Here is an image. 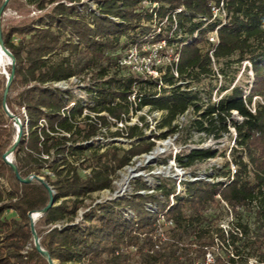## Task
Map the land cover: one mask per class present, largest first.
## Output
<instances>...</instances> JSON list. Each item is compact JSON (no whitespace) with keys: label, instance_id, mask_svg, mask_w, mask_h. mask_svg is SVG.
<instances>
[{"label":"trees","instance_id":"trees-1","mask_svg":"<svg viewBox=\"0 0 264 264\" xmlns=\"http://www.w3.org/2000/svg\"><path fill=\"white\" fill-rule=\"evenodd\" d=\"M81 1L24 0L34 11H44L39 24L22 20L1 28L3 45L15 64L5 99L6 80L0 75V264H48L33 245L28 217L45 208L48 190L36 180L19 182L4 162L3 154L11 147L16 130L3 102L20 122L27 123L26 135L12 154L20 177H43L55 192V204L36 220L48 229L41 235L34 228L42 250L58 264H248L250 258L264 264V102L252 106L254 98L264 96V0H103L98 14L89 12V20L69 13ZM149 3L157 6L149 8ZM141 21L166 23V33L160 25L152 43L160 46L164 41L165 49L177 55V62L173 57L158 78L130 71L120 64L126 49L116 52L122 37ZM213 32L215 41L207 38ZM204 43L209 45L205 52L200 47ZM52 55L58 58L52 61ZM232 56L238 65L250 63L249 94L243 96L239 87H233L216 102L210 95L202 102L199 90L189 89L190 83L214 75L211 63L229 62ZM77 74L90 75L97 101L90 108L94 116L85 114L80 120H76L84 111L80 102L67 110L59 94L47 88ZM17 83L22 87L12 95ZM132 106L162 112L156 127L165 130L144 139L142 125L125 124L115 137L138 139L130 148L113 145L86 155L91 148L83 144L110 121L127 122ZM16 108L24 109L25 116ZM190 109L197 116L192 122L194 130L205 137L220 141L233 132V143L227 148L230 160L219 172L223 181L187 182L182 195L160 186L163 202L137 193L148 187L135 181L130 198L98 204L85 212L84 222L90 223L86 228L74 223L86 196L111 189L112 176L133 157L149 154L155 138L180 133L174 120ZM139 119V123L145 120L143 116ZM217 155L218 150L210 148L190 149L187 154H175L174 160L180 167H190ZM52 156L59 161L49 166ZM88 161L91 165L85 166ZM86 168L89 172L81 175ZM148 201L155 202L156 213L145 209ZM123 206L134 209L136 220L119 217L117 209ZM221 208L235 219L227 229L219 225L218 214L211 212ZM241 211L252 212V229L241 222ZM158 214H163V221ZM206 256L211 257L209 262Z\"/></svg>","mask_w":264,"mask_h":264},{"label":"rangeland","instance_id":"rangeland-1","mask_svg":"<svg viewBox=\"0 0 264 264\" xmlns=\"http://www.w3.org/2000/svg\"><path fill=\"white\" fill-rule=\"evenodd\" d=\"M102 2L103 0H82L80 3L74 4L70 7L69 13L75 18L89 20V12L98 14V7ZM155 6H157V3H149L148 5L149 8ZM7 7L8 9L3 14L1 21V26L3 25L5 27L22 20H32L36 24H39V18L44 14V11L37 12L34 11L32 7L25 5L24 0H9ZM219 17L222 18V22H224L222 13L219 14ZM113 19L115 23L119 22L117 17ZM160 25L162 33H166L168 25L164 22L157 24L156 22L141 21L138 27L129 29L127 34L122 37L116 47V52H124V49H126L125 53H122V55L125 56L128 48H137L141 56H145L146 59L152 57L151 62L154 63L156 68L160 71L158 72V76H160L165 70V67L170 64L174 57L172 51L170 49L166 50L164 47L165 44H162V42L160 43L162 46L161 48L158 43H152V36L158 33ZM146 28H151V30H155V32L146 33ZM66 34L68 37L70 36L73 42H77V39L70 35L69 32H66ZM215 37V32L207 34L209 40L215 39ZM14 40L16 41L17 39ZM200 47L203 52L209 49V45L206 43L201 44ZM64 54L68 55V53ZM57 58L58 55H52L50 57L52 61ZM235 60L236 56H232L229 62L221 60L219 63H215L213 61L211 67L214 71V75L202 79L199 83H190L189 89L194 91L199 90L198 97L202 98V102L204 103L207 102L208 95L211 96V101L216 102L222 96L228 94L233 87H239L243 92V96H247L253 81V72L248 61H243L238 65ZM11 63L12 61L8 56L0 59V75L2 77H4L2 75L4 72L8 73L7 70ZM89 76V74H77L67 81L55 82L47 86L48 89L57 92L63 99L64 103H66V106H64L65 109L69 110L74 102L78 101L81 103L84 107L83 115L77 117L76 120H80L85 114L93 117L94 113L90 111V108L97 106V101L93 93L94 84L89 80ZM180 83L181 82L178 81L177 84ZM21 87L22 86L19 83L15 84L12 88V95L17 94ZM163 87L169 88L165 85ZM158 89L159 86L156 87V90ZM132 98L133 96L131 99ZM257 101L264 102V96L254 98L252 106H254ZM16 110L18 111V114H25L24 109L19 110L16 108ZM162 114L163 113L159 111H149L148 108L135 110V106H132V109H130L128 115L125 117L127 120L126 125L134 123H137L140 126L142 125L145 134L144 139H149L150 134L153 133L156 136L161 131L165 130V128L158 130L156 127L162 119ZM141 116H143L145 120L144 122L139 123V117ZM196 118L197 116L192 109L178 116L174 120V124L178 125L182 131L165 139L155 138L154 149L149 154H142L133 157L127 166L117 171V173L112 176L111 189L95 192L86 196L83 202V207L78 210L74 223L86 228L90 223L84 222L83 214L85 212L90 211L92 208H97L96 206L98 204L106 205L111 202L130 198V196L135 193V181H143L148 187L147 190H140L137 193L142 195H152L153 198L161 200L162 202L164 199L159 190L160 186L165 187L168 190L174 188V195H182L186 190L185 184L187 182L205 180L217 183L223 181L225 178L222 177L219 172L223 171L225 164L230 160L229 150L227 148L233 143V132H231L230 136H226L220 141L207 138L204 134L198 133L194 130L192 122ZM124 125L125 123L121 125L115 121H110L108 127L101 128L99 133L91 141L83 144L84 147L91 148L90 150H87L86 155L92 150L103 151L107 147L113 145L123 149L130 148L132 144L138 141V139L129 140L124 137H115V133L120 129H123ZM21 126L22 135H26V120L21 122ZM11 127L16 130L13 122ZM153 138L150 140H153ZM208 148L218 150V155L214 158L197 162L190 167H180L176 160H174V155L177 153L184 155L187 154L190 149ZM221 152H224L225 155H220ZM58 161L59 157L52 156L49 159L48 165L52 166ZM88 165L90 166L91 162L88 161V163L85 164V166ZM89 170V168H86L81 170L80 173L81 175H84L87 174ZM1 184L7 188L5 181H1ZM169 201L172 203L174 202L172 196L169 197ZM144 207L148 212H157L155 202L153 201L146 202ZM117 210L119 212V217L123 221L136 220V213L132 207L123 206ZM211 212L218 214L219 225H229V223L235 222L234 216H232L230 212H227L225 208ZM38 218L39 217L35 216L34 220L36 221ZM240 219L241 222L247 223L251 229L254 227L253 214L251 211H241ZM48 227L49 226L42 221L35 222V228L41 235L44 234ZM54 262L55 264H58L57 261ZM248 264H255V258H250Z\"/></svg>","mask_w":264,"mask_h":264},{"label":"water","instance_id":"water-1","mask_svg":"<svg viewBox=\"0 0 264 264\" xmlns=\"http://www.w3.org/2000/svg\"><path fill=\"white\" fill-rule=\"evenodd\" d=\"M9 0H3V3L1 4L0 6V49L2 50V52L4 54H6L10 60L12 61V63L10 64L11 66V72L10 74L4 72L2 75L4 76L6 82H5V87H4V93H3V99H5V97L7 96L8 94V90H9V87H10V84L12 82V79H13V74H14V64H15V59L13 57V55L4 47L3 45V41H2V37H1V18L4 14V8L7 6ZM3 109H4V112L6 113V115L12 120V122L15 124V127H16V134L14 136V139H13V143L11 145V147L3 154V160L4 162L13 170L14 174L16 175L17 179L19 180V182L21 183H30L32 182V180H36L38 182H41L44 184V186L46 187V189L48 190V194H49V200L45 206V208L41 211V212H36V213H28V217L30 219V231H31V236H32V241H33V245L36 249V251L41 255L43 256L47 263L48 264H55L54 260H52L49 256H48V253L45 252L44 250H42L40 244H39V237L36 233V230L34 228V217L37 216V217H40L42 213L46 212L50 207H52L54 204H55V192L51 189V187L44 183V180L43 178L41 177H38V176H32L30 178H21L16 167L14 166V164L12 163V154L15 150V147L17 146V144L19 143L21 137H22V126H21V122L19 120V118L12 114L8 108L6 107V104L5 102H3ZM27 124V123H26Z\"/></svg>","mask_w":264,"mask_h":264},{"label":"built area","instance_id":"built-area-1","mask_svg":"<svg viewBox=\"0 0 264 264\" xmlns=\"http://www.w3.org/2000/svg\"><path fill=\"white\" fill-rule=\"evenodd\" d=\"M216 39V37H215ZM215 39H212L211 41H215ZM162 44H165L164 41H162ZM131 47V46H130ZM162 47L161 45L159 46ZM152 57L147 58L145 56H141V54L138 52L137 48H128L127 53L125 56H122L120 64L129 68L130 71L143 75V76H150L152 78H158V69L156 68V65L151 62ZM177 55L174 57V61L177 62ZM176 76V72H174ZM71 79V78H70ZM25 115V114H24ZM120 123V122H119ZM125 124L127 122H124ZM123 125L122 123H120ZM173 197V195H171ZM159 220L163 221L164 216L163 214H158ZM166 225H170L171 222L165 223ZM220 226L224 229H227V225L220 224ZM207 262L211 260L210 256H206Z\"/></svg>","mask_w":264,"mask_h":264},{"label":"bare ground","instance_id":"bare-ground-1","mask_svg":"<svg viewBox=\"0 0 264 264\" xmlns=\"http://www.w3.org/2000/svg\"><path fill=\"white\" fill-rule=\"evenodd\" d=\"M5 56H7L6 54H4L3 52H2V50L0 49V59H2L3 57H5ZM130 172V171H129ZM131 173V172H130Z\"/></svg>","mask_w":264,"mask_h":264}]
</instances>
